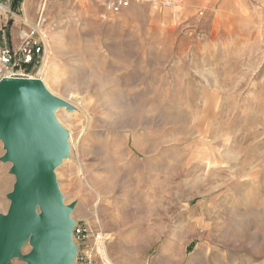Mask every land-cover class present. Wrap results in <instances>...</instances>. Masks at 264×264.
I'll return each mask as SVG.
<instances>
[{"label":"rangeland","instance_id":"rangeland-1","mask_svg":"<svg viewBox=\"0 0 264 264\" xmlns=\"http://www.w3.org/2000/svg\"><path fill=\"white\" fill-rule=\"evenodd\" d=\"M14 1L0 0V49L16 51L27 27ZM109 1L35 0L27 20L41 22L45 57L26 72L48 71L77 114L55 169L72 221L109 239L104 264L108 251L127 264H264V0L116 13ZM5 154L0 139V215L17 181ZM70 243L75 264L94 249L73 230Z\"/></svg>","mask_w":264,"mask_h":264},{"label":"water","instance_id":"water-1","mask_svg":"<svg viewBox=\"0 0 264 264\" xmlns=\"http://www.w3.org/2000/svg\"><path fill=\"white\" fill-rule=\"evenodd\" d=\"M65 102L52 95L40 79L24 76L0 80V139L4 161L16 176L11 205L0 215V264L21 255L28 264H75L70 243L75 222L64 203L54 173L68 153V133L55 113Z\"/></svg>","mask_w":264,"mask_h":264},{"label":"built area","instance_id":"built-area-1","mask_svg":"<svg viewBox=\"0 0 264 264\" xmlns=\"http://www.w3.org/2000/svg\"><path fill=\"white\" fill-rule=\"evenodd\" d=\"M143 0H110L107 11L119 12L128 8L133 2ZM26 30L20 31L17 50L0 49V80L5 77L24 76L37 78L26 71L41 66L45 57V43L41 22L27 25ZM21 71V72H20ZM38 79V78H37ZM73 234L80 241H88L92 237L93 251L85 250L78 255L79 264H104L105 252L108 250L109 239L103 231L93 232L87 224L77 223L73 228ZM93 234V235H92Z\"/></svg>","mask_w":264,"mask_h":264},{"label":"bare ground","instance_id":"bare-ground-1","mask_svg":"<svg viewBox=\"0 0 264 264\" xmlns=\"http://www.w3.org/2000/svg\"><path fill=\"white\" fill-rule=\"evenodd\" d=\"M2 8V7H1ZM40 77L41 78H38L40 79V81L42 82V84L44 85V87L47 89V91L49 93H51L52 95L54 96H58V98L62 99L64 102H65V105L58 108V110L56 111L55 113V117H56V120L58 121V123L60 124V126L65 130L67 131L68 133V130H66L64 127L65 125L67 126L68 124H70L69 122L73 119L74 116H76V112L74 111V102L71 100V98H63L61 96H59L57 93L54 92V90H52L50 88V86L48 85V80H50V78H52L49 74L48 71H46L45 69H42L40 71ZM76 105V104H75ZM85 113V112H84ZM87 116V115H86ZM71 126V125H70ZM69 128V127H68ZM70 133V132H69ZM69 133H68V137H69ZM70 139L68 140L67 139V147H68V153L66 156H63L62 157V160H61V163L62 161H65L67 159V157H69V153H70V148H71V144H70ZM60 163V164H61ZM58 167V166H57ZM56 169V168H55ZM55 169H54V173H55ZM55 176L57 178V175L55 173ZM66 205V204H65ZM70 221L72 220L71 216H70Z\"/></svg>","mask_w":264,"mask_h":264},{"label":"crops","instance_id":"crops-1","mask_svg":"<svg viewBox=\"0 0 264 264\" xmlns=\"http://www.w3.org/2000/svg\"><path fill=\"white\" fill-rule=\"evenodd\" d=\"M34 1L35 0H23V2H22V13H21V10H20V20H19L20 26H22L23 24L24 25L28 24L27 20H29L31 22L35 21V19H34L35 17H34V14H33L34 4H35ZM25 4L27 5V9H24ZM111 253H112V251H111ZM108 254H109L108 255V259L110 261H112L113 264H115V263L113 262L112 258L118 264H127V261H126L127 259L125 260L123 258V255L119 254L117 251H113L112 258L110 256L109 251H108Z\"/></svg>","mask_w":264,"mask_h":264},{"label":"trees","instance_id":"trees-1","mask_svg":"<svg viewBox=\"0 0 264 264\" xmlns=\"http://www.w3.org/2000/svg\"><path fill=\"white\" fill-rule=\"evenodd\" d=\"M23 0H15L13 4V9L17 7L18 4H20Z\"/></svg>","mask_w":264,"mask_h":264}]
</instances>
